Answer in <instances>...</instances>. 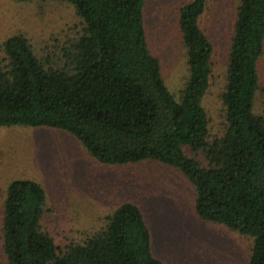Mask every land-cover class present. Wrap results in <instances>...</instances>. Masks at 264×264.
<instances>
[{
    "label": "trees",
    "instance_id": "16d2710c",
    "mask_svg": "<svg viewBox=\"0 0 264 264\" xmlns=\"http://www.w3.org/2000/svg\"><path fill=\"white\" fill-rule=\"evenodd\" d=\"M27 2L30 0H16ZM72 5L82 30L62 67H46L22 35L3 43L0 127L63 130L102 164L159 161L193 185L200 219L249 236L248 264H264V115L254 112L264 50V0H240L222 94L225 130L210 140L202 105L212 44L199 26L206 0L179 9L189 78L177 100L148 47L144 0H57ZM201 152L203 167L185 150ZM45 191L11 181L3 200L7 264H164L151 250L139 207L120 204L105 226L61 250L40 226Z\"/></svg>",
    "mask_w": 264,
    "mask_h": 264
},
{
    "label": "rangeland",
    "instance_id": "374dc122",
    "mask_svg": "<svg viewBox=\"0 0 264 264\" xmlns=\"http://www.w3.org/2000/svg\"><path fill=\"white\" fill-rule=\"evenodd\" d=\"M190 1L144 0L149 51L177 100L189 78L178 13ZM239 4L240 0H206L199 21L213 48L209 87L202 102L210 140L221 137L226 126L222 94ZM82 27L74 7L65 2L0 0V63L5 57L3 43L22 35L46 67H62L64 54ZM258 65L254 112L264 115V50ZM185 151L206 167L201 152ZM18 179L33 180L45 191L40 226L61 250L100 231L106 217L130 202L141 210L152 253L164 264H248L252 239L200 219L195 189L178 169L151 160L102 164L68 132L26 126L0 127V264H7L2 249L3 200L8 184Z\"/></svg>",
    "mask_w": 264,
    "mask_h": 264
}]
</instances>
